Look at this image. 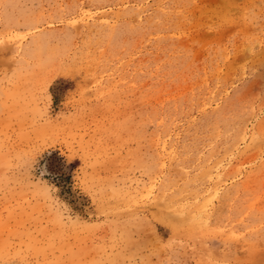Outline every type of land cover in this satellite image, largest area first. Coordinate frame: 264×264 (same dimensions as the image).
<instances>
[{
	"label": "rangeland",
	"instance_id": "obj_1",
	"mask_svg": "<svg viewBox=\"0 0 264 264\" xmlns=\"http://www.w3.org/2000/svg\"><path fill=\"white\" fill-rule=\"evenodd\" d=\"M0 264H264V0H0Z\"/></svg>",
	"mask_w": 264,
	"mask_h": 264
}]
</instances>
